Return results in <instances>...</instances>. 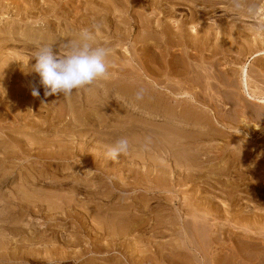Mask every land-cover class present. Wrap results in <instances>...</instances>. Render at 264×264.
<instances>
[{"label": "rangeland", "instance_id": "rangeland-1", "mask_svg": "<svg viewBox=\"0 0 264 264\" xmlns=\"http://www.w3.org/2000/svg\"><path fill=\"white\" fill-rule=\"evenodd\" d=\"M94 1L95 3L98 2L97 5L94 4ZM102 1L0 0V9L2 10H0V27L2 26L0 28V34L5 35L6 33L7 35H10V38H13L14 36L12 40H15L11 42L13 45L9 42L0 45V50L2 49V52L4 53V57L0 58V65L4 62L2 59L6 60L9 55L12 56L14 54L13 56L18 57L22 62L20 64L21 66L30 68V72L21 75L20 79L15 84L9 86V90L11 91V88L14 89V87L18 88L24 82L36 80L35 88L39 91V96H21L19 98L13 96L14 93L12 92L14 91H11L10 93L0 92V134L4 137L8 136L7 138L11 137V144H0V264H124L122 263L123 259L125 260L126 257L130 255L131 250H133L130 248V244L136 241L138 243L137 246L139 247V244L141 245V241L138 240L140 237L146 242H143L146 244L144 245L145 247H148L147 245H149V247L153 245V247H151L152 250L157 247V249H162L160 251H163V253L166 254L162 256V259L161 257H158L159 259H153L156 264H249L250 262L248 260L251 262L254 261L253 263L255 264H264V225L261 227V224L253 222L255 215L256 217L258 216L257 214H259V216L264 215V197H262L264 196V104L261 105V103L250 99L246 95L243 90L242 77L240 75L241 68L247 66L251 72L250 91L256 94L258 93L257 95L260 97H264V55H261V57L252 56L254 52L261 50V48L264 49L263 37L260 36L256 38V36H254L259 33L258 29H260V27L258 26H260L262 22L264 23V9H261L260 7V5L264 3V0H230L229 3H227V0L225 4L226 7L217 6L214 11L216 12V14L214 13L215 15L207 16L203 21H194V23L191 24L194 28L189 25L188 30L191 29L190 31L196 32L198 29L199 34H197V37L204 39L206 36H204V34L208 30V27L211 26L213 28L214 26H217V29L220 24H223L222 21L231 20L233 17H237L236 19L239 20L238 22H241L244 26H251L254 29L257 27L256 32L258 33H254L252 36L253 38H250V42L241 55H239L240 53L235 48L231 47H227L226 49L221 48L216 51L214 49V44L222 42V36H220L219 33L216 36L214 31L212 41L215 43H209L208 46L204 47V50L195 45H179L180 47L177 45L172 46V49L170 48V50L175 52L174 58L172 59H177L176 61H178L176 62L174 60L173 64L176 62L175 64L178 66H175L174 64L173 73L170 75L168 74L171 78L169 80L166 77H163L164 71L161 73L156 69V65L159 64V59L161 61L163 58V51L161 50H164L163 47L165 45L159 41V46H153L152 43L141 40L139 38V32L143 34L144 32L136 27L139 22L134 23V21H132V23H134L133 27H129L128 24H126L127 26L120 25L124 27L121 30L122 32H118V30L114 28V24L116 25L117 21H120L122 18L124 19V16L128 19V17H131L129 14H132V16L133 13L135 14V9L133 10L134 12L131 10L133 9L132 4H134L133 2H135V0H127L128 3L123 0L126 3L124 6L127 8L117 7L118 11H116L117 9L114 10L116 13L113 14V11L109 15L110 18L108 20L105 18L109 16L103 17V15L95 13V10L92 11L91 5H93V9L95 7L97 8ZM144 1L147 8L149 4L148 1L151 2L152 0ZM254 2L259 3L257 9L259 11L247 14L248 16L244 14L245 12H238V7L243 8L246 3L253 4ZM25 4L27 5L26 7ZM48 4L50 6L53 4L51 13L44 15L42 14V10H45V7L49 6ZM73 5H78L77 10H81V13L74 16L76 10L69 14L70 16H67L66 14L64 15L63 12L70 11V8L74 7ZM27 7H30L28 8L30 11ZM53 8L56 9L53 10ZM67 8L69 9L67 10ZM148 8L149 9L145 10H149L148 15L149 12L151 15V11H153L151 9L152 7ZM144 11H142L141 18L145 15L147 16V12ZM190 11V5H184L176 11L177 16H169L166 21L171 23L172 21L176 22L179 19H184L182 17L189 18L191 15ZM56 12L57 14H55ZM143 13L145 14L144 16ZM60 16H63L62 18L65 23ZM101 16L102 19H97L101 18ZM160 16L161 15L159 14L158 18ZM74 20L75 23L69 26L68 24ZM83 20H89L86 21L87 25L90 26H88L89 28L87 25H85L86 27L84 26V23L86 22ZM102 20L107 21V28L102 24ZM22 21L24 22L22 23ZM43 21L46 23L53 22V25L56 26L54 34H59L62 38L61 43H59L62 49L58 44V46L56 45L52 47L56 54H63V52L66 51L64 49V44L68 42V39H64L65 37L76 36L77 34V36H79V33L83 29H88L92 33L94 32L93 35H96H94V37H97V39L99 38L102 41L104 40L105 43L103 42L101 45L111 50L107 57V60L109 61L108 65H110L109 67H112L108 69V76L102 80L94 82L90 86L74 90L69 96H64L61 93L57 94V96L53 94V97L52 95L45 96V88L40 83L41 78L39 74L34 71V66L37 62L35 56L36 51L41 46L46 45H40L33 41L30 42L25 36H28L31 33H36L37 35L42 34V36H51L53 33L46 32L47 30L45 27L42 29H35L33 27L38 24L40 25V22ZM207 22L209 24H207ZM205 26L208 27L206 28ZM15 27L16 31L18 30V32H16L17 34L12 33V30ZM126 28H129L130 33H127L128 30ZM114 29L117 32L116 35ZM122 33L125 35L123 36ZM119 34L122 35V37L119 36ZM126 34H128V36H126ZM158 36L160 37L161 35L158 34ZM15 38H17V40ZM255 39L256 42H254ZM1 40L2 39H0V41ZM73 41H76V39ZM106 44L109 45L107 46ZM201 45H203V42ZM57 47L60 48L58 49ZM134 51L138 52L135 53ZM159 52L160 55H158ZM186 53H188V56ZM222 57L224 58L222 59ZM111 58H116L117 63H111ZM186 58L189 62L186 61ZM181 63L185 64L184 67ZM20 65L18 64V66ZM150 68L151 70H149ZM184 68H188L187 71L190 70L188 76L189 74L190 76L192 75L190 78L195 82L197 81L196 84H194L195 86L191 87V90H188V95L184 92L190 87L186 85L181 87L178 83V80L181 81L185 78L182 76L183 72L180 73V70ZM145 69H147V71H145ZM210 70H212L213 73L211 72V75L214 77L220 75L219 77L217 76L218 80L210 78ZM215 72L217 75L214 74ZM200 73L203 76L200 75ZM160 74L162 79L166 78V82L165 80L160 79ZM256 74L258 75L256 76ZM235 75L236 77H234ZM206 78L209 82L213 81V83L214 81H219V79L221 81H219V83L215 82L220 85L218 88H220L221 91H219L220 89L218 90L219 95H215L216 99H214V101H216V104L219 103L217 106L221 110H218L220 114L218 113L216 115L217 118L216 116L214 117L217 126L214 130H211L210 124H207L205 120L203 122L201 117L204 116L206 112L207 114L211 112L213 113L214 107L209 105L211 101L209 102L207 96L203 97L201 95H198L199 98L198 96L196 97L198 99H192L193 88L197 92H202L205 88V82L207 81ZM158 79L161 80L160 85L159 83L157 84L159 81ZM175 81L177 83H175ZM225 82L226 84L232 83V86L230 87L227 84V87L226 84H224ZM165 83H168L169 87L164 88L163 86ZM137 86V92L140 89L144 90L142 100L134 98L136 97V94L133 96L127 94L132 87L134 89ZM121 89L123 92H126H124L126 95L119 93L122 92ZM241 95H244V97ZM194 96L196 95L194 94ZM161 99H163V101H161ZM160 101L162 103L161 107H159L158 104ZM166 105L169 106L166 107ZM157 107L161 109L159 110ZM165 107L168 108L169 112L167 109L164 111ZM208 108H211L212 111L208 112ZM22 109H25V113L21 116ZM221 111H223V113ZM13 113L20 114V117L17 119L14 118L12 123L9 118L10 114L12 116ZM199 116L200 119L197 118ZM53 117H55V120ZM53 120L57 121V123ZM229 122L234 123L230 124L232 126L226 127L225 123ZM252 124L258 125V128L254 129ZM21 136H24L23 142H27L28 140L33 141L35 138L36 144L28 141L29 143L31 142V145L27 146L29 144L27 142L28 144L24 145L25 147L23 146V148L16 143L13 145L14 139ZM39 138H42V140ZM121 138H127L129 140L128 153L126 155H119L120 157L118 156L116 160L107 158L105 155L106 148L113 145ZM67 139H71V142H73L71 143L70 140L66 141ZM11 140L13 141L11 142ZM63 143L65 146L69 143H74V148L76 146V150L70 149V151H72L70 152L72 158H46L45 155L49 150H55L56 147L60 149L62 148L61 145H64ZM40 144L44 147L41 148ZM37 146L43 150L42 154H45V158H43V156L41 157V155H34L35 152L38 154L39 151H41ZM188 156L190 160H186ZM181 160L185 161L183 162ZM200 160L203 163L200 162ZM185 162L190 163L191 167H189L188 163H186L188 166H184ZM194 162L197 164H194ZM178 164L179 166L183 164V167H179ZM164 167H167L166 169L168 170L166 175L165 173L163 174L162 169H165ZM177 172H179L180 176ZM184 172L191 173L194 176L185 180L183 178ZM157 176L159 178H157ZM180 180L182 181V184ZM90 183L93 185H90ZM58 188H61V190ZM61 193H64L65 196L61 195ZM24 195L28 196L26 197ZM19 196H23L25 199ZM85 196L86 199H84ZM27 199L28 201H25ZM81 200L84 201L82 202ZM190 207L193 208L191 209ZM211 207L218 208V212L221 214L218 212V214L216 213L218 215L217 219L214 217L209 221L202 219V213H205L204 211L206 209H211ZM84 208L85 212L83 211ZM107 208H109L108 212ZM227 208L228 210H226ZM197 209H199V211ZM101 210L102 212L105 211L107 214L109 213L112 217L115 216V213L133 216L136 211V213H138L137 215L143 220L140 224L141 228L137 227L133 234L124 235L123 237L114 233L112 234L109 231L107 233L101 232V226H97L99 224L97 223L98 221L96 222L95 218L88 215L89 211L90 213H93L100 212ZM196 219L200 221L198 222ZM239 219L242 221L241 223H239ZM157 220L158 222L155 223ZM194 221L195 223H193ZM201 223H204V225H201ZM208 224L210 225L208 226ZM138 228H140V231H138ZM195 229L196 231H194ZM205 230L207 231L205 232ZM214 230L218 233L216 234ZM193 235L196 237L193 238ZM209 235H212V239ZM112 237L121 240L118 241V245H114ZM237 241L238 243L236 244ZM158 242L164 247L158 246ZM120 244H123L124 246H120ZM181 244H184V250L182 249ZM154 245L156 247H154ZM185 245L187 246L185 247ZM166 246L168 249H165ZM119 248L120 250L124 249V251H120ZM186 248L189 251H187ZM125 252L127 254H124ZM182 252L185 254L189 253V255H185L187 256L185 257ZM234 252L236 254H234ZM237 252L239 254H237ZM160 254L161 253H159V255ZM182 258H184L185 262ZM153 260H151L149 264H155ZM127 264L132 263H129L128 261Z\"/></svg>", "mask_w": 264, "mask_h": 264}, {"label": "bare ground", "instance_id": "bare-ground-1", "mask_svg": "<svg viewBox=\"0 0 264 264\" xmlns=\"http://www.w3.org/2000/svg\"><path fill=\"white\" fill-rule=\"evenodd\" d=\"M27 1V0H26ZM33 1V0H32ZM35 1V0H34ZM58 1V0H57ZM71 1H73V0H71ZM77 2H79V0H76ZM83 1V0H82ZM88 2H89V0H87ZM102 1V0H101ZM126 2H127V0H125ZM131 1V0H130ZM229 1L230 0H228V2H227V0H152L151 2H149L148 1V7H152L151 9L153 10V11H151L152 13H151V15H150V12H149V15H148V11L147 10H145V9H149L148 7L146 8V6H145V1L144 0H135V2H133L134 4H132V7H133V9H131L132 11L134 10L135 11V14L133 13V16H132V14H129L131 17L129 18L128 17V19H126L125 18V16H124V19L122 18V19H120V21H117V24L115 25L114 24V28H116L117 30H118V32L120 31V32H122L121 30H122V28H124V27H122V26H120V25H126V24H128L129 25V27H133V25H134V23H136V22H139L137 25H136V27L138 28V29H141L140 31H142V32H144V34L143 33H141V32H139L140 33V36H139V38L141 39V40H145V41H147V42H149V43H152L153 44V46L154 45H158V42L160 41L163 45H165L164 47H163V49L164 50H161V51H163V58H162V60L160 61V59H159V64H158V62H157V64L158 65H156V69L159 71V72H161L162 73V71H164V76L163 77H166L168 80L169 79H171L170 77H169V75L171 74V73H173V66H174V64L176 63V62H178V61H176L175 59V63L173 64V59L172 58H174V54H175V52H172L171 50H170V48L172 47V46H174V45H177V46H181V45H195V46H197V47H201V49L202 50H204V47L205 46H208V44L209 43H212L213 41H212V36H213V31L215 32V34H216V36H217V34L219 33V35L220 36H222V42H218V43H215V42H213V43H215L214 45H215V50L217 51V50H220L221 48H224V49H226L227 47H231V48H235L240 54L239 55H241L242 53H243V50L246 48V46L248 45V43L250 42V38L254 35V33H258V32H256L257 31V27H256V29H254V28H252L251 26H244V24H242L241 22L239 23L238 21L239 20H237L235 17H233V19H231V20H224V21H222L223 22V24L221 25V27H220V25H219V27L216 29V27H215V29L213 30V28L211 27H206L208 30L205 32V34H204V32H203V34H204V39H201V38H198L197 37V34H199L198 33V29H197V31H196V28H195V31L196 32H192V31H190L191 29H190V27H189V29L190 30H188V26L189 25H191L192 23H194V21H203V19L204 18H206L207 16L209 17V16H212L214 13L216 14V12H214L215 11V9L217 8V6L218 7H226V2L227 3H229ZM256 1V0H255ZM23 2V1H22ZM25 2V1H24ZM92 2V1H91ZM3 3V2H2ZM32 3V2H31ZM30 3V4H31ZM97 3L98 2H96L95 3V1H94V4H96L97 5ZM128 3V2H127ZM147 3V2H146ZM221 3H224V4H221ZM263 3V2H262ZM1 4V3H0ZM17 4V3H16ZM34 4H35V2H34ZM66 4V3H65ZM69 4V3H68ZM72 4H73V2H72ZM75 4H76V2H75ZM124 4H126L123 0H103L102 2H100L99 3V5L97 6V8L95 7L94 9H93V5H91L92 6V11L93 10H95V13H98V14H101V15H103V17H106V16H109L114 10H116L117 9V7L119 8V7H125V8H127L126 6H124ZM234 4H235V2H234ZM49 5V4H48ZM53 5V4H52ZM52 5L49 7H45V10H42V14H44V15H47V13L48 14H50L51 13V10H52ZM67 5V4H66ZM65 5V6H66ZM147 5V4H146ZM184 5H190V7H191V15H190V17L189 18H185V17H182V18H184V19H179V20H177L176 22H167L166 21V19L169 17V16H174V15H176L177 13H176V11L178 10V9H180V8H182V6H184ZM247 7H246V6ZM244 5V7L243 8H241V7H238V12L240 13V12H242V13H244V14H250V13H253L254 11H259V10H257L258 9V5H259V3L258 2H254L253 4H245ZM2 6V5H1ZM27 5L25 4V7H26ZM41 6V5H40ZM63 6V5H62ZM71 6V5H70ZM69 6V7H70ZM74 6V5H73ZM85 6V5H84ZM128 6V5H127ZM228 6V5H227ZM231 6V5H230ZM237 6V5H236ZM25 7H24V9H25ZM31 7V6H30ZM30 7H27V9L28 8H30ZM54 7V6H53ZM77 7H78V5H76V6H74V7H71L70 9V11H67V12H63V14L65 15H69V14H71L72 12H74V11H76L77 10ZM81 7V6H80ZM136 7V8H135ZM260 7H261V9L263 8L264 9V3L262 4V5H260ZM4 8V7H3ZM16 8V7H15ZM19 8V7H18ZM124 8V9H125ZM232 8V7H231ZM35 9V8H34ZM43 9V8H42ZM56 9V8H55ZM54 8H53V10H55ZM59 9V8H58ZM66 9V8H65ZM69 8H67V10H68ZM82 9H84V8H82ZM121 9V8H120ZM260 9V8H259ZM1 10V9H0ZM9 10V9H8ZM29 10V9H28ZM63 10V9H62ZM146 11L147 12V16L143 13V18H141V16H142V11ZM234 10V9H233ZM236 10V11H237ZM2 11V10H1ZM5 11H6V9H5ZM12 11H13V9H12ZM30 11V10H29ZM88 11V10H87ZM116 11H118V9L116 10ZM123 11V10H122ZM133 11V12H134ZM144 11V12H145ZM20 12V11H19ZM24 12H26V11H24ZM53 12V11H52ZM58 12V11H57ZM57 12L55 13V14H57ZM264 12V11H263ZM12 13V12H11ZM14 13V12H13ZM30 13V12H29ZM29 13H28V15H29ZM59 13V12H58ZM78 13H81V10H77L76 12H75V14H74V16L75 15H77ZM114 13H116L115 11L113 12V14ZM126 13V12H125ZM218 13V12H217ZM258 13H260V12H258ZM16 14V13H15ZM62 14V13H61ZM155 14H157V15H155ZM161 15L159 18H158V15ZM214 14V15H215ZM232 14V13H231ZM8 15V14H7ZM18 15H20V14H18ZM27 15V14H26ZM123 15V14H122ZM155 15V16H154ZM236 15V14H235ZM17 16V15H16ZM34 16V15H33ZM66 16V17H67ZM70 16V15H69ZM100 16V15H99ZM117 16V15H116ZM177 16V15H176ZM238 16V15H237ZM242 16V15H241ZM245 16V15H244ZM248 16V15H247ZM249 16H251V15H249ZM4 17V16H3ZM25 17V16H24ZM61 17V16H60ZM63 17V16H62ZM61 17V18H62ZM96 17H98V16H96ZM95 17V18H96ZM122 17V16H121ZM120 17V18H121ZM227 17H229V16H227ZM8 18V17H7ZM18 18H19V16H18ZM26 18V17H25ZM77 18V17H76ZM75 18V19H76ZM82 18V17H81ZM85 18H87V17H85ZM84 18V19H85ZM110 18V16L109 17H107V18H105L106 20H108ZM158 18V19H157ZM42 19V18H41ZM54 19V18H53ZM68 19V18H67ZM74 19V18H73ZM97 19H102V16H101V18H97ZM170 19V18H169ZM213 19V18H212ZM211 19V20H212ZM262 19V18H261ZM1 20V19H0ZM8 20V19H7ZM64 19L62 18V21H63ZM81 20V19H80ZM90 20V19H89ZM89 20H86V21H89ZM91 20H92V18H91ZM94 20V19H93ZM106 20H102L101 22H102V24L107 28V26H108V23H107V21ZM25 21V20H24ZM24 21H22V23L24 22ZM27 21V20H26ZM50 21H52V20H50ZM83 21H85V20H83ZM85 21V22H86ZM96 21V20H95ZM132 21H134V23H132ZM214 21V20H213ZM29 22V21H28ZM27 22V23H28ZM30 22H31V20H30ZM34 22V21H33ZM32 22V23H33ZM64 22V21H63ZM96 22H98V21H96ZM114 22H116V21H114ZM62 23V22H61ZM65 23V22H64ZM63 23V24H64ZM75 23V20L74 21H71L69 24H68V22H67V24L69 25V26H71V25H73ZM79 23V22H78ZM123 23V24H122ZM206 23V22H205ZM244 23H245V21H244ZM19 24V23H18ZM54 23L52 22V23H46V22H40V25L38 26V25H35V26H33L35 29H42L43 27H45L46 28V32H48V33H50V32H52L53 34H54V32H55V27L56 26H54L53 25ZM89 24V23H88ZM97 24V23H96ZM202 24H204V23H202ZM207 24H209L208 22H207ZM85 25H87V22L86 23H84V26ZM198 25V24H197ZM204 25H206V24H204ZM203 25V26H204ZM215 25V24H214ZM89 25H87V27H88ZM110 26V25H109ZM127 26V25H126ZM213 26V25H212ZM2 27V26H1ZM0 27V28H1ZM64 27V26H63ZM83 27V26H82ZM86 27V26H85ZM90 27V26H89ZM88 27V28H89ZM191 27H193L194 28V26H192L191 25ZM205 27H204V29H205ZM258 27H260V29H258V31H259V33H258V35H254V36H256V38H258V37H263V39L262 40H264V23L262 22L261 23V25L260 26H258ZM71 28V27H70ZM102 28V27H101ZM192 28V29H193ZM201 28V27H200ZM203 28V27H202ZM18 29V28H17ZM67 29V28H66ZM76 29H77V27H76ZM92 29V28H91ZM94 29H96V28H94ZM127 29V28H126ZM204 29H202V30H204ZM5 30V29H4ZM69 30V29H68ZM104 30V29H103ZM128 31H127V33H130L129 31V28L127 29ZM206 30V29H205ZM98 31V30H97ZM194 31V30H193ZM218 31H220V32H218ZM16 32H18V30L16 31V27L12 30V33L13 34H15ZM73 32H75V31H73ZM217 32V33H216ZM94 33V32H93ZM99 33V32H98ZM114 33H115V35H116V31H115V29H114ZM124 33V32H123ZM123 33H122V35H123ZM17 34V33H16ZM25 34V33H24ZM26 34H27V32H26ZM51 35V36H42V34L41 35H37L36 33H31V34H29L28 36L27 35H25L26 36V38L31 42V41H33V42H36L37 44H40V45H46V46H52V47H54V46H56L57 44L58 45H60L59 43H61V41H62V38L60 37V35L59 34H54V35ZM63 34V33H62ZM74 34V33H73ZM104 34V33H103ZM158 34H160L161 36L159 37L158 36ZM1 35V34H0ZM50 35V34H49ZM78 35V34H77ZM76 35V36H77ZM95 35V34H94ZM114 35V36H115ZM118 35V34H117ZM122 35H120L119 34V36H121L122 37ZM125 35V34H124ZM123 35V36H124ZM66 36H67V34H66ZM76 36H67V37H65L64 39H68V41H73L74 39H78V36L76 37ZM96 36V35H95ZM106 36V35H105ZM104 36V37H105ZM119 36H117V37H119ZM126 36H128V34H126ZM202 37V36H201ZM5 38V39H4ZM13 38H14V36H13ZM13 38H10V35H7L6 33H5V35H1V38L0 39H2L1 41H0V45H3L4 43H7V42H9V43H11L12 41H15V40H12ZM25 38V39H26ZM127 38V37H126ZM218 38V37H217ZM253 38V37H252ZM16 40H17V38H15ZM103 39V38H102ZM120 39H122V38H120ZM123 40V39H122ZM216 40V39H215ZM261 40V41H262ZM118 41V40H117ZM32 42V43H33ZM67 42V41H66ZM99 42V43H98ZM104 42V40L102 41V40H100L99 38L97 39V37H94V39H93V44L94 45H101L102 43ZM135 42V41H134ZM160 42H159V44H160ZM203 42V45H201V43ZM247 42V43H246ZM254 42H256V39L254 40ZM263 42V41H262ZM105 43V42H104ZM114 43V42H113ZM144 43V42H143ZM12 44V43H11ZM35 44V43H34ZM36 44V45H37ZM258 44V43H257ZM263 44H264V42H263ZM263 44H262V46H263ZM10 45V44H9ZM13 45V44H12ZM11 45V46H12ZM57 45V46H58ZM63 45V44H62ZM107 46L109 45V44H106ZM103 46V45H102ZM159 46V45H158ZM179 46V47H180ZM182 46V47H183ZM212 46V45H211ZM259 46V45H258ZM27 47V46H26ZM60 47H61V45H60ZM59 47V48H60ZM142 47V46H141ZM34 48V47H33ZM58 48V47H57ZM58 48V49H59ZM149 48V47H148ZM156 48V47H155ZM208 48V47H207ZM28 49H30V48H28ZM56 49V48H55ZM61 49H62V47H61ZM144 49V48H143ZM172 49V48H171ZM184 49H186V48H184ZM211 49V48H210ZM263 48H261V50H259V51H257V52H254L253 54H252V56L253 57H261V55H264V49L262 50ZM223 50V49H222ZM65 51V50H64ZM111 51V50H110ZM150 51V50H149ZM184 51H186V50H184ZM213 51V50H212ZM227 51V50H226ZM246 51V50H245ZM249 51V50H248ZM116 52V51H115ZM135 52V51H134ZM138 51H136L135 53H137ZM141 52V51H140ZM146 52V51H145ZM64 53V52H63ZM147 53H149V52H147ZM185 53V52H184ZM219 53H221V52H219ZM234 53V52H233ZM251 53V52H250ZM249 53V54H250ZM181 54V53H180ZM188 53H186V55H187ZM14 55V54H13ZM11 56V55H9L8 56V58L6 59V60H4V59H2L4 62L0 65V92L2 93V92H7V93H10L11 91H14V92H12V93H14L13 94V96H15V97H17V98H19V97H23V96H33L32 95V89L33 88H35V81L33 80H30V81H27V82H24V83H22L18 88L17 87H14V89L13 88H11V91L9 90L10 89V85H13V84H15L19 79H20V76L21 75H23L24 73H28V72H30V68L29 67H26V66H21L20 64L22 63L20 60H19V58L18 57H15V56ZM136 55V54H135ZM158 55H160V52L158 53ZM222 55V54H221ZM225 55V54H224ZM238 55V56H239ZM123 56V55H122ZM137 56V55H136ZM188 56V55H187ZM237 56V55H236ZM2 57H4V53L2 52V49L0 50V58H2ZM115 57V56H114ZM156 57V56H155ZM181 57H183V56H181ZM225 57V56H224ZM224 57H222V59L224 58ZM245 57V56H244ZM25 58V57H24ZM136 58V57H135ZM202 58V57H201ZM120 59V58H119ZM140 59V58H139ZM189 59H190V55H189ZM244 59V58H243ZM115 60V61H114ZM118 60V59H117ZM156 60V59H155ZM182 60V59H181ZM195 60V59H194ZM239 60V59H238ZM26 61V60H25ZM146 61V60H145ZM152 61V60H151ZM154 61V60H153ZM183 61V60H182ZM186 61H188L187 60V58H186ZM201 61H203V60H201ZM107 62V64L109 63V61L107 60L106 61ZM110 62L112 63H117V61H116V58H111V60H110ZM142 62V61H141ZM144 62V61H143ZM150 62V61H149ZM161 62V63H160ZM189 62V61H188ZM226 62V61H225ZM110 63V64H111ZM140 63V62H139ZM153 63V62H152ZM155 63V62H154ZM185 63V62H184ZM236 63V62H235ZM18 64L20 65V66H18ZM178 64V63H177ZM180 64V63H179ZM181 64H183V63H181ZM190 64H192V63H190ZM228 64V63H227ZM231 64V63H230ZM239 64V63H238ZM32 65V64H31ZM112 65V64H111ZM129 65V64H128ZM146 65V64H145ZM150 65V64H149ZM184 65L185 64H183V67H184ZM186 65H188V64H186ZM110 66V65H109ZM113 66V65H112ZM152 66V65H151ZM175 66H178V65H176L175 64ZM182 66V65H181ZM191 66H193V65H191ZM213 66V65H212ZM31 67V66H30ZM116 67V66H115ZM137 67V66H136ZM143 67V66H142ZM147 67V66H146ZM149 67V66H148ZM188 67V66H187ZM190 67V66H189ZM201 67V66H200ZM252 67V66H251ZM109 68H112V67H109ZM119 68V67H118ZM133 68H135V67H133ZM153 68H155V67H153ZM181 68V67H180ZM212 68V67H211ZM214 68V67H213ZM231 68V67H230ZM32 69V68H31ZM122 69V68H121ZM144 69V68H143ZM186 69V70H185ZM194 69V68H193ZM206 69V68H205ZM242 70H241V77H242V83H243V90L245 91V93H246V95L250 98V99H252V100H254V101H258L259 103H261V105L262 104H264V97H260V96H258L256 93H253L252 91H250V79H251V76H250V71H249V69L247 68V66H243L242 68H241ZM254 69V68H253ZM118 70V69H117ZM140 70V69H139ZM138 70V71H139ZM149 70H151V68L149 69ZM188 70V68H184V69H181L180 70V73L181 72H183L181 75L182 76H184L185 78L184 79H182L181 81L180 80H178V83L181 85V87H183L184 85H186V86H188V87H190V88H188L187 89V91L186 92H184L185 94L187 93V95H188V93H189V89L191 90L192 88L191 87H194L195 85L194 84H196V82L195 81H193V79L192 78H190L191 76H190V74H189V76H188V73H189V71H187ZM215 70V69H214ZM33 71V70H32ZM110 71H112V70H110ZM145 71H147V69H145ZM155 71V70H154ZM174 71H176V70H174ZM199 71V70H198ZM216 71V70H215ZM253 71V70H252ZM34 72V71H33ZM200 72V71H199ZM208 72H209V69H208ZM211 72H212V70H210V75H211ZM226 72V71H225ZM166 73V74H165ZM192 73V72H191ZM213 73V72H212ZM236 73V72H235ZM138 74V73H137ZM151 74V73H150ZM169 74V75H168ZM176 74V73H175ZM199 74V73H198ZM206 74V73H205ZM215 75H217L216 74V72L214 73ZM229 74V73H228ZM237 74V73H236ZM38 75V74H37ZM116 75V74H115ZM125 75H126V73H125ZM136 75V74H135ZM154 75V74H153ZM200 75H202L201 73H200ZM199 75V76H200ZM210 75H209V77H210ZM258 74H256V76H257ZM114 76V75H113ZM150 76V75H149ZM203 76V75H202ZM201 76V77H202ZM218 76V75H217ZM217 76L216 77H214L213 75H211V79H216V80H218L217 79ZM220 76V75H219ZM218 76V77H219ZM36 77V76H35ZM154 77V76H153ZM160 79L161 80H165V82H166V78H164V79H162V77H161V74H160ZM173 77V76H172ZM206 77H208V76H206ZM208 77V78H209ZM234 77H236V75L234 76ZM240 77V78H241ZM254 77V76H253ZM176 78V77H175ZM182 78V77H181ZM200 78V77H199ZM199 78H198V80H199ZM209 78V79H210ZM173 79V78H172ZM226 79V78H225ZM115 80V79H114ZM126 80V79H125ZM129 80V79H128ZM159 80V79H158ZM157 80V81H158ZM161 80H159L158 82H157V84L159 83V85H160V83H161ZM175 80V79H174ZM177 80V79H176ZM194 80H196V79H194ZM203 80V79H202ZM206 80H207V78H206ZM223 80V79H222ZM260 80V79H259ZM127 81V80H126ZM171 81V80H170ZM219 81H220V79H219ZM219 81H214V83H213V81L212 82H209L208 80L205 82V88L202 90L201 88H199V89H201L202 90V92H197L196 90H194V88H193V93L196 95V96H194V94L192 93V99H198L199 98V96L198 95H201V96H207V98L209 99V102L211 101V103H209V105H211L212 107H214L213 108V113L211 112V113H208L207 114V112H206V114L204 115V116H201L202 117V119H203V122H204V120L207 122V124H210V127H211V130L213 129H216L217 128V126H216V123H215V121H214V117L219 113V111L221 110L218 106H217V104L219 105V103H217L216 104V101H214V99H216V94L217 95H219L218 93H219V91H221V89L220 88H218L220 85H218V83H219ZM109 82V81H108ZM129 82H130V80H129ZM164 82V81H163ZM168 82V81H167ZM195 82V83H194ZM199 82V81H198ZM215 82H218V83H215ZM221 82V81H220ZM224 82V81H223ZM227 82V81H226ZM226 82L224 83V84H226ZM228 82H230V81H228ZM175 83H177L176 81H175ZM203 83V82H202ZM113 84V83H112ZM134 84V83H133ZM147 84V83H146ZM198 84V83H197ZM201 84V83H200ZM222 84V83H221ZM228 84V83H227ZM227 84H226V86H227ZM232 84V83H231ZM231 84H228V86H232ZM236 84V83H235ZM106 85V84H105ZM173 85V84H172ZM179 85V86H180ZM110 86V85H109ZM125 86V85H124ZM127 86V85H126ZM147 86V85H146ZM145 86V87H146ZM174 86V85H173ZM185 86V87H186ZM227 86V87H228ZM131 87V86H130ZM164 88H166V87H169V84L168 83H165V85L163 86ZM180 87V88H181ZM223 87H224V85H223ZM239 87V86H238ZM109 88V87H108ZM138 88V86L136 87V88H134L133 89V87H132V89L130 90V92L128 91V93L127 94H129V96H133V95H135L136 93H137V89ZM140 88V87H139ZM222 88V87H221ZM237 88V87H236ZM13 89V90H12ZM124 89V88H123ZM135 89H136V91H135ZM169 89V88H168ZM185 89V88H184ZM220 89V90H219ZM224 89V88H223ZM227 89V88H226ZM125 90V89H124ZM219 90V91H218ZM121 91H122V89H121ZM126 91V90H125ZM124 91V92H125ZM194 91H196V92H194ZM123 91L122 92H119L120 94H124V95H126L125 93L127 92H125L124 93ZM242 92V91H241ZM191 93V92H190ZM261 93V92H260ZM57 94H59V93H57ZM57 94H55V96H57ZM62 94V93H61ZM169 94H170V92H169ZM184 94V95H185ZM11 95V94H10ZM51 96V95H50ZM54 95H52V97H53ZM168 96V95H167ZM198 96V98H196ZM242 96V95H241ZM10 97V96H9ZM34 97V96H33ZM170 97V96H169ZM172 97V96H171ZM218 97V96H217ZM242 97H244V95L242 96ZM75 98V97H74ZM76 98H78V97H76ZM85 98H87V97H85ZM135 98V97H134ZM182 98V97H181ZM13 99V98H12ZM15 99V98H14ZM39 99V98H38ZM23 100H24V98H23ZM62 100V99H61ZM203 100V99H202ZM218 100V99H217ZM224 100V99H223ZM227 100V99H226ZM66 101H67V99H66ZM76 101V100H75ZM86 101V100H85ZM161 101H163V99H161ZM161 101L160 102H158V104H159V107H161ZM204 101H206V100H204ZM203 101V102H204ZM208 101V100H207ZM237 101V100H236ZM245 101V100H244ZM61 102H63V101H61ZM220 102V101H219ZM58 103V102H57ZM60 103V102H59ZM69 103V102H68ZM72 103V102H71ZM70 103V104H71ZM228 103V102H227ZM231 103V102H230ZM245 103H246V101H245ZM244 103V104H245ZM197 104V103H196ZM27 105V104H26ZM59 105V104H58ZM64 105V104H63ZM82 105V104H81ZM94 105V104H93ZM165 105V104H164ZM258 105V104H257ZM8 106V105H7ZM57 106V105H56ZM143 106V105H142ZM169 106V105H168ZM167 105H166V107H168ZM243 106V105H242ZM10 107V106H9ZM159 107H157V109H161V108H159ZM165 107V110L164 111H166V109H167V111L169 112V110H168V108H166ZM202 107V106H201ZM209 107V106H208ZM230 107V106H229ZM261 107V106H260ZM17 108V107H16ZM24 108V107H23ZM66 108V107H65ZM219 108V109H218ZM10 109V108H9ZM26 109V108H25ZM25 109H22V113H21V116L25 113ZM28 109V108H27ZM76 109V108H75ZM103 109V108H102ZM209 110H208V112L209 111H212V109L211 108H208ZM233 109H234V107H233ZM14 110V109H13ZM158 110V111H159ZM219 110V111H218ZM17 111V110H16ZM61 111V110H60ZM205 111V110H204ZM227 111V110H226ZM239 111V110H238ZM249 111V110H248ZM11 112V111H10ZM19 112V111H18ZM76 112V111H75ZM160 112V111H159ZM222 113H223V111H221ZM225 112V111H224ZM246 112V111H245ZM249 112H251V111H249ZM248 112V113H249ZM7 113V112H6ZM38 113H40V112H38ZM38 113H36V114H38ZM61 113H62V111H61ZM91 113V112H90ZM261 113V112H260ZM210 114V115H209ZM220 114V113H219ZM237 114V113H236ZM238 114H239V112H238ZM3 115H4V113H3ZM68 115V114H67ZM92 115V114H91ZM259 115V114H258ZM257 115V116H258ZM263 115V114H262ZM8 116V115H7ZM36 116V115H35ZM55 116V115H54ZM78 116V115H77ZM200 116L199 117H197V118H199L200 119ZM256 116V115H255ZM261 116V115H260ZM264 116V115H263ZM5 117V116H4ZM3 117V118H4ZM9 117V116H8ZM18 117H20V114L18 115V113H13L12 114V116H11V114H10V118H9V120H10V122H12L13 123V120H14V118H18ZM226 117V116H225ZM229 117V116H228ZM230 117H231V115H230ZM7 118V117H6ZM5 118V119H6ZM54 118V120H55V117H53ZM59 118V117H58ZM191 118V117H190ZM216 118H217V116H216ZM60 119H61V117H60ZM194 119V118H193ZM4 120V119H3ZM20 120V119H19ZM26 120V119H25ZM52 120V119H51ZM53 120V121H54ZM57 120H59V119H57ZM64 120V119H63ZM132 121V120H131ZM189 121V120H188ZM197 121V120H196ZM199 121V120H198ZM218 122H220L219 120H217ZM54 122H56L57 123V121H54ZM70 122V121H69ZM49 123V122H48ZM53 123V122H52ZM51 123V124H52ZM126 123V122H125ZM231 123H234V122H229V123H225V126L226 127H229V126H232V125H230ZM26 124V123H25ZM50 124V125H51ZM224 124V123H223ZM10 125V124H9ZM253 125V124H252ZM251 125V126H252ZM1 127V126H0ZM253 127H254V129H256V128H258V125H253ZM6 128V127H5ZM46 128V127H45ZM48 128V127H47ZM134 128V127H133ZM119 129H121V128H119ZM41 130V129H40ZM261 130V129H260ZM43 131V130H42ZM64 131V130H63ZM2 132V131H1ZM69 132H70V130H69ZM3 133V132H2ZM47 133V132H46ZM107 133V132H106ZM71 134V133H70ZM75 134H76V132H75ZM108 134V133H107ZM6 135V134H5ZM15 135V134H14ZM20 135H22V134H20ZM19 135V136H20ZM26 135V134H25ZM69 135V134H68ZM121 135V134H120ZM18 136V135H17ZM178 136V135H177ZM205 136V135H204ZM6 137V138H5ZM3 136L2 134H0V144H6V143H10V139H11V137H9V138H7L8 136ZM83 137H85V136H83ZM120 137V136H119ZM65 138V137H64ZM168 138H169V136H168ZM246 138V137H245ZM29 139V138H28ZM38 139V138H37ZM40 140H42V138H39ZM50 139V138H49ZM114 139V138H113ZM181 139V138H180ZM44 140V139H43ZM58 140V139H57ZM61 140V139H60ZM68 140H70V142H71V139H67L66 141H68ZM115 140V139H114ZM13 140H11V142H12ZM24 141V136H21V137H19V138H16V139H14V142H13V145H14V143H16L18 146H21L22 148H23V146L24 145H27L29 142L28 141H31V140H28L27 142L25 141V142H23ZM55 141V140H54ZM74 141H75V139H74ZM77 141V140H76ZM89 141V140H88ZM184 141V140H183ZM32 143L34 142V144H36L35 143V138H34V140L33 141H31ZM31 142L27 145V146H29V145H31ZM41 142V141H40ZM47 142V141H46ZM46 142H44V143H46ZM63 142V141H62ZM73 142V141H72ZM71 142V143H72ZM134 142V141H133ZM38 143V142H37ZM71 143H69V144H67L66 146H65V144L64 145H61L62 146V148H58V147H56V149L55 150H49L47 153H46V155L45 154H42V152H43V150L41 149L42 147H44V146H41L42 144H40V146H41V148L40 147H38L41 151H39V153L37 154L36 152L34 153V155L36 154V155H38V156H40L41 155V157L43 156V158H45V156H46V158H56V159H58V158H69V157H71V154H70V152H72V151H70V149L71 150H74L75 148H76V146H75V148H74V143L73 144H71ZM11 144V143H10ZM46 144H49V143H46ZM52 144V143H51ZM172 144V143H171ZM79 145H81V144H79ZM174 145V144H173ZM178 145V144H177ZM210 145V144H209ZM33 146V145H32ZM160 146V145H159ZM14 147V146H13ZM25 147V146H24ZM34 147V146H33ZM33 147H31V148H33ZM47 147V146H46ZM48 147H49V145H48ZM199 147V146H198ZM7 148V147H6ZM15 148H17V147H15ZM27 148H29V147H27ZM31 148H30V150H31ZM38 148H37V150H38ZM51 148V147H50ZM77 148H78V146H77ZM136 148V147H135ZM175 148V147H174ZM173 148V149H174ZM189 148V147H188ZM13 149V148H12ZM25 149V148H24ZM95 149V148H94ZM102 149V148H101ZM134 149V148H133ZM157 149V148H156ZM160 149V148H159ZM179 149V148H178ZM26 150V149H25ZM29 150V149H28ZM29 150V151H30ZM35 150V149H34ZM76 150V149H75ZM79 150V149H78ZM77 150V151H78ZM158 150V149H157ZM164 150H166V149H164ZM202 150V149H201ZM13 151V150H12ZM141 151V150H140ZM147 151V150H146ZM19 152V151H18ZM30 152H32V151H30ZM30 152H29V154H30ZM105 152V151H104ZM183 152V151H182ZM186 152V151H185ZM14 153V152H13ZM13 153H12V155H13ZM152 153V152H151ZM178 153V152H177ZM17 154V153H16ZM75 154V153H74ZM78 154H80V153H78ZM45 155V156H44ZM175 155V154H174ZM180 155V154H179ZM187 155V154H186ZM218 155V154H217ZM25 156V155H24ZM185 156V155H184ZM120 157V156H119ZM177 157V156H176ZM197 157V156H196ZM218 157V156H217ZM245 157V156H244ZM4 158H5V156H4ZM10 158V157H9ZM72 158V157H71ZM138 158H139V156H138ZM180 158V157H179ZM185 158V157H184ZM187 158V157H186ZM211 158V157H210ZM192 159V158H191ZM219 159V158H218ZM179 160V159H178ZM186 160H190L189 159V156H188V158L186 159ZM62 161V160H61ZM101 161V160H100ZM181 161H185V160H181ZM209 161V160H208ZM65 162V161H64ZM132 162V161H131ZM177 162V161H176ZM182 162V163H183ZM190 162V161H189ZM200 162H202L201 160H200ZM200 162H198V163H200ZM63 163V162H62ZM163 163V162H162ZM161 163V164H162ZM179 163V162H178ZM181 163V162H180ZM186 163H188V162H185V164H184V166H188V164H189V167H191V162L190 163H188L187 165H186ZM196 162H194V164H195ZM203 163V162H202ZM159 164H160V162H159ZM166 164V163H165ZM197 164V163H196ZM174 165V164H173ZM177 165V164H176ZM178 166H179V164H178ZM177 166V167H178ZM180 166H182L183 167V164L182 165H180ZM179 166V167H180ZM202 166V165H201ZM203 167V166H202ZM165 168V167H164ZM167 168V167H166ZM162 169L163 170V174L165 173V175H166V173H168V170L167 169ZM62 169V168H61ZM110 169V168H109ZM158 169V168H157ZM186 169V168H185ZM155 170V169H154ZM167 170V171H166ZM191 170V169H190ZM113 171V170H112ZM160 171H161V168H160ZM170 171V170H169ZM178 171H181V170H178ZM188 171V170H187ZM195 171V170H194ZM199 171V170H198ZM227 172V171H226ZM155 173V172H154ZM178 173V175H179V172H177ZM181 173V172H180ZM197 173V172H196ZM223 173V172H222ZM92 174V173H91ZM90 174V175H91ZM161 174V173H160ZM159 174V175H160ZM195 174V173H194ZM36 175V174H35ZM44 175V174H43ZM155 175H156V173H155ZM177 175V176H178ZM164 176V175H163ZM180 176V175H179ZM194 175L193 174H191V173H185L184 172V179L185 180H187V179H190L191 177H193ZM226 176V175H225ZM34 177H36V176H34ZM43 177V176H42ZM86 177V176H85ZM264 177V176H263ZM5 178V177H4ZM37 178V177H36ZM142 178V177H141ZM154 178H155V176H154ZM157 178H159L158 176H157ZM167 179V178H166ZM221 179V178H220ZM3 180V179H2ZM1 180V181H2ZM6 180V179H5ZM39 180V179H38ZM157 180H159V179H157ZM161 180V179H160ZM168 180V179H167ZM166 180V181H167ZM107 181V180H106ZM124 181V180H123ZM162 181H163V179H162ZM164 181H165V178H164ZM164 181H163V183H164ZM169 181V180H168ZM172 181V180H171ZM176 181V180H175ZM181 181V180H180ZM145 182V181H144ZM157 182V181H156ZM222 182H224V181H222ZM76 183V182H75ZM169 183V182H168ZM179 183V182H178ZM197 183V182H196ZM219 183V182H218ZM237 183V182H236ZM128 184V183H127ZM157 184V183H156ZM161 184V183H160ZM175 184V183H174ZM180 184V183H179ZM181 184H182V181H181ZM262 184V183H261ZM90 185H93V184H91L90 183ZM221 185H223V184H221ZM64 186V185H63ZM138 186V185H137ZM167 186V185H166ZM199 186V185H198ZM203 186V185H202ZM201 186V187H202ZM262 186V185H261ZM49 187V186H48ZM72 187H74V186H72ZM76 187V186H75ZM115 187H117V186H115ZM156 187V186H155ZM212 187H213V185H212ZM53 188V187H52ZM85 188V187H84ZM90 188V187H89ZM93 188H94V186H93ZM104 188V187H103ZM151 188V187H150ZM161 188V187H160ZM59 189V188H58ZM57 189V190H58ZM80 189V188H79ZM95 189V188H94ZM154 189V188H153ZM184 189V188H183ZM20 190V189H19ZM24 190V189H23ZM28 190V189H27ZM59 190H61V188L59 189ZM86 190V189H85ZM191 190V189H190ZM65 191V190H64ZM63 191V192H64ZM75 191H77V190H75ZM107 191V190H106ZM177 191V190H176ZM201 191V190H200ZM54 192V191H53ZM79 192V191H78ZM97 192V191H96ZM223 192H224V190H223ZM19 193H21V192H19ZM58 193H59V191H58ZM57 193V194H58ZM68 193V192H67ZM73 193V192H72ZM91 193H93V192H91ZM26 194V193H25ZM85 194V193H84ZM23 195V194H22ZM37 195V194H36ZM51 195V194H50ZM61 195H64V193L62 194L61 193ZM72 195V194H71ZM106 195V194H105ZM135 195V194H134ZM233 195V194H232ZM24 196H26V195H24ZM28 196V195H27ZM26 196V197H27ZM33 196V195H32ZM31 196V197H32ZM38 196V195H37ZM60 196V195H59ZM65 196V195H64ZM66 196H68V195H66ZM87 196V195H86ZM86 196H85V198L84 199H86ZM91 196V195H90ZM101 196H103V195H101ZM100 196V197H101ZM110 196V195H109ZM122 196H123V194H122ZM229 196V195H228ZM256 196V195H255ZM19 197H23V196H19ZM31 197H30V199H31ZM39 197V196H38ZM55 197V196H54ZM84 197V196H83ZM104 197H106V196H104ZM103 197V198H104ZM155 197V196H154ZM229 197H231V196H229ZM262 197H264V196H262ZM24 198V197H23ZM29 198V197H28ZM60 198V197H59ZM67 198V197H66ZM75 198V197H74ZM77 198V197H76ZM260 198V197H259ZM25 199V198H24ZM29 199V200H30ZM35 199V198H34ZM54 199V198H53ZM56 199H58V198H56ZM72 199V198H71ZM82 199V198H81ZM91 199V198H90ZM191 199V198H190ZM232 199V198H231ZM261 199V198H260ZM20 200H21V198H20ZM77 200V199H76ZM76 200H74V201H76ZM89 200V199H88ZM92 200V199H91ZM165 200V199H164ZM213 200V199H212ZM25 201H28V199L27 200H25ZM40 201H41V199H40ZM39 201V202H40ZM64 201V200H63ZM70 201V200H69ZM80 201V200H79ZM82 201V200H81ZM84 201V200H83ZM82 201V202H83ZM129 201V200H128ZM150 201V200H149ZM238 201V200H237ZM33 202V201H32ZM37 202V201H36ZM42 202V201H41ZM57 202V201H56ZM56 202H54V203H56ZM67 202V201H66ZM77 202V201H76ZM190 202V201H189ZM212 202V201H211ZM74 203V202H73ZM216 203V202H215ZM22 204V203H21ZM64 204V203H63ZM89 204V203H88ZM122 204V203H121ZM157 204V203H156ZM48 205V204H47ZM50 205V204H49ZM52 205H53V203H52ZM51 205V206H52ZM61 205V204H60ZM59 205V206H60ZM78 205V204H77ZM95 205V204H94ZM131 205V204H130ZM141 205H142V203H141ZM190 205V204H189ZM213 205V204H212ZM58 206V205H57ZM76 206V205H75ZM82 206V205H81ZM84 206V205H83ZM109 206V205H108ZM133 206V205H132ZM217 206V205H216ZM54 207V206H53ZM52 207V208H53ZM61 207V206H60ZM85 207V206H84ZM103 207H104V205H103ZM117 207V206H116ZM150 207V206H149ZM177 207V206H176ZM220 207V206H219ZM235 207V206H234ZM152 208V207H151ZM191 208V207H190ZM193 208V207H192ZM191 208V209H192ZM198 208V207H197ZM216 208V207H215ZM214 207H211V209H206L204 212L205 213H202L203 214V218L202 219H204V220H206V221H209V220H211V218L213 219V217L215 218V219H217V214L219 213L218 212V208H216L215 209ZM47 209V208H46ZM50 209V208H49ZM89 209V208H88ZM97 209V208H96ZM108 209L109 208H107V212H108ZM125 209V208H124ZM23 210V209H22ZM48 210V209H47ZM59 210V209H58ZM92 210V209H91ZM95 210V209H94ZM105 210H106V208H105ZM137 210V209H136ZM190 210V209H189ZM198 211H199V209H197ZM203 210H204V208H203ZM225 210V209H224ZM226 210H228V208L226 209ZM26 211V210H25ZM84 212H85V208H84V210H83ZM88 211V210H87ZM118 211H121V210H118ZM128 211V210H127ZM201 211V210H200ZM212 211H213V213H212ZM62 212V211H61ZM66 212V211H65ZM91 212H93V211H91ZM146 212V211H145ZM147 212H148V210H147ZM188 212V211H187ZM218 212V213H217ZM21 213V212H20ZM70 213V212H69ZM68 213V214H69ZM113 213V212H112ZM191 213V212H190ZM217 213V214H216ZM114 214V213H113ZM117 214V215H116ZM122 214V213H121ZM130 214V213H129ZM138 213H136V211H135V214L133 215V216H130V215H120V214H118V213H115V216L114 217H112L109 213L107 214V213H105V211L104 212H102V210L100 211V212H93V213H90V211H89V214L88 215H90L92 218H95L96 220V222L97 223H99L97 226H101L100 228H101V232H111L112 234L114 233V234H117V235H119L120 237H123L124 235H130V234H133L134 233V231L137 229V227H140L141 228V226H140V224L142 223V221L143 220H141V217L140 216H138L137 215ZM173 214V213H172ZM195 214H196V210H195ZM219 214H221V213H219ZM256 214V213H255ZM70 215V214H69ZM112 217H110V216ZM132 215V214H131ZM143 215V214H142ZM198 215H199V213H198ZM258 216H259V214H257ZM86 216V215H85ZM107 216H109V217H107ZM148 216V215H147ZM195 216H197V215H195ZM194 216V217H195ZM202 216V215H201ZM220 216V215H219ZM254 216V215H253ZM256 217V215H255V217H254V219H253V222H255V223H257V224H261V227H262V225H264V215L262 216V215H260L259 217ZM86 217H88V216H86ZM162 217V216H161ZM228 217V216H227ZM187 218V217H186ZM185 218V219H186ZM219 218V217H218ZM223 218V217H222ZM248 218V217H247ZM251 218V217H250ZM148 219V218H147ZM177 219V218H176ZM192 219V218H191ZM199 219H201V218H199ZM220 219V218H219ZM225 219H228V218H225ZM241 219H243V218H241ZM193 220V219H192ZM197 220V219H196ZM195 220V221H196ZM240 220V219H239ZM94 221V220H93ZM149 221V220H148ZM169 221V220H168ZM184 221V220H183ZM195 221L193 222V223H195ZM198 221V220H197ZM200 221V220H199ZM198 221V222H199ZM248 221V220H247ZM251 221V220H250ZM150 222H152V221H150ZM156 222H158V220L157 221H155V223ZM161 222V221H160ZM191 222V221H190ZM189 222V223H190ZM203 222V221H202ZM222 222V221H221ZM238 222V221H237ZM242 221L240 220V222L239 223H241ZM162 223V222H161ZM168 223V222H167ZM167 223H165V224H167ZM188 223V224H189ZM205 223V222H204ZM204 223L202 224L201 223V225H204ZM214 223V222H213ZM248 223V222H247ZM251 223V222H250ZM146 224V223H145ZM160 224V223H159ZM186 224V223H185ZM218 224V223H217ZM230 224V223H229ZM244 224H246V223H244ZM190 225V224H189ZM192 225H194V224H192ZM206 225V224H205ZM210 224H208V226H209ZM213 225V224H212ZM211 225V226H212ZM219 225V224H218ZM147 226H149V225H147ZM152 226V225H151ZM157 226H158V224H157ZM161 226V225H160ZM195 226V225H194ZM197 226V225H196ZM217 226V225H216ZM256 226V225H255ZM258 226V225H257ZM94 227V226H93ZM145 227V226H144ZM201 227V226H200ZM215 227V226H214ZM225 227V226H224ZM250 227V226H249ZM95 228V227H94ZM140 228H138V231H140L139 229ZM153 228H155V227H153ZM158 228V227H157ZM198 228V227H197ZM202 229V228H201ZM244 229V228H243ZM264 229V228H263ZM95 230V229H94ZM164 230V229H163ZM185 230H187V229H185ZM190 230V229H189ZM148 231V230H147ZM181 231H183V230H181ZM192 231V230H191ZM190 231V232H191ZM194 231H196V229L194 230ZM207 230H205V232H206ZM218 231V230H217ZM98 232H99V230H98ZM154 232V231H153ZM165 232V231H164ZM201 232V231H200ZM214 232H216L215 230H214ZM110 233V234H111ZM139 233V232H138ZM178 233V232H177ZM195 233V232H194ZM193 233V234H194ZM198 233V232H197ZM202 233V232H201ZM207 233H209V232H207ZM213 233V232H212ZM218 232H216V234H217ZM32 234V233H31ZM146 234V233H145ZM165 234V233H164ZM179 234V233H178ZM182 234V233H181ZM189 234V233H188ZM188 234H187V236H188ZM196 234V233H195ZM211 234V233H210ZM239 234V233H238ZM264 234V233H263ZM95 235H96V233H95ZM150 235V234H149ZM153 235V234H152ZM158 235V234H157ZM183 235H184V233H183ZM190 235H192V234H190ZM189 235V236H190ZM219 235V234H218ZM256 235V234H255ZM108 236H109V234H108ZM115 236V235H114ZM118 236V237H119ZM162 236V235H161ZM198 236V235H197ZM210 236V235H209ZM117 237V236H116ZM164 237V236H163ZM180 237H181V235H180ZM185 237V236H184ZM194 237H196V236H194L193 235V238ZM200 237V236H199ZM211 237V239H212V235L210 236ZM238 237V236H237ZM113 238V243H114V245L116 246V244L118 243V241H121V240H118V239H116L115 237H112ZM125 238V237H124ZM138 238V237H137ZM192 238V239H193ZM201 238V237H200ZM135 239V238H134ZM145 239V238H144ZM197 239H198V237H197ZM216 239V238H215ZM138 240H140L141 241V245L139 244V247L137 246V242L135 241V242H132L131 244H130V248H132L133 250H131V253H130V255L129 256H127L126 257V259L124 260L123 259V261H122V263H124V264H127V262L129 261V263H132V264H149L150 262H151V260H155V259H157L158 257L160 258L161 257V259H162V256H164V255H166V254H164L163 253V251L161 252L160 250H162V249H160V248H158L157 249V244H156V246L154 245V247H156V249H154V250H152V248L151 247H153V245L151 246V247H149V245H147L148 247H145L144 245H146V244H144L143 242H145L144 240H143V238L142 237H140V239H138ZM146 240V239H145ZM163 240V239H162ZM185 240V239H184ZM199 240V239H198ZM204 240H205V237H204ZM209 240V239H208ZM74 241V240H73ZM134 241V240H133ZM147 241H148V239H147ZM189 241H190V239H189ZM196 241V240H195ZM212 241V240H211ZM214 241V240H213ZM219 241V240H218ZM63 242V241H62ZM149 242V241H148ZM112 243V242H111ZM110 243V244H111ZM120 243V242H119ZM122 243V242H121ZM140 243V242H139ZM146 243V242H145ZM206 243H207V241H206ZM238 243V241L236 242V244ZM58 244V243H57ZM150 244V243H149ZM153 244V243H152ZM66 245V244H65ZM72 245V244H71ZM113 245V244H112ZM114 245H113V247H114ZM118 245V244H117ZM165 245V244H164ZM184 245V244H183ZM183 245L181 244V246H182V249H183ZM198 245V244H197ZM239 245V244H238ZM241 245V244H240ZM244 245V244H243ZM120 246H124L123 244H120ZM158 246H163L162 244L160 245V243L158 242ZM173 246V245H172ZM177 246V245H176ZM176 246H174V247H176ZM187 245H185V247H186ZM207 246V245H206ZM64 247V246H63ZM164 247V246H163ZM170 247V246H169ZM241 247V246H240ZM258 247V246H257ZM102 248V247H101ZM188 248V247H187ZM186 248V249H187ZM66 249V248H65ZM95 249V248H94ZM109 249V248H108ZM118 249V248H117ZM165 249H168V247L166 246V248ZM175 249H177V248H175ZM181 249V248H180ZM185 249V248H184ZM183 249V250H184ZM189 249V248H188ZM187 249V251H189ZM202 249V248H201ZM205 249V248H204ZM220 249V248H219ZM238 249V248H237ZM249 249V248H248ZM119 250H120V248H119ZM123 251H124V249H122ZM122 250H120V251H122ZM172 250V249H171ZM197 250V249H196ZM231 251V250H230ZM237 251V250H236ZM235 251V252H236ZM239 251V250H238ZM94 252V251H93ZM207 252V251H206ZM234 252V254H236ZM264 252V251H263ZM117 253V252H116ZM159 253H161L160 255H159ZM183 253V252H182ZM191 253V252H190ZM240 253H241V251H240ZM124 254H127L126 252L124 253ZM188 255H189V253H187ZM187 254H185V253H183V255L185 256V255H187ZM237 254H239L238 252H237ZM216 255V254H215ZM242 255V254H241ZM174 256V255H173ZM234 256V255H233ZM250 256H251V254H250ZM78 257V256H77ZM167 257V256H166ZM185 257H187V256H185ZM242 257V256H241ZM253 257V256H252ZM263 257V256H262ZM130 258V259H129ZM158 258V259H159ZM174 258V257H173ZM111 259V258H110ZM180 259H181V257H180ZM183 260H184V258H182ZM186 259V258H185ZM243 259V258H242ZM248 259V258H247ZM113 260V259H112ZM119 260H122V259H119ZM153 260V261H154ZM176 260V259H175ZM241 260V259H240ZM239 260V261H240ZM259 260V259H258ZM162 261V260H161ZM171 261V260H170ZM182 261V260H181ZM250 263L249 264H255V263H253L254 261H250V260H248ZM119 262V261H118ZM155 262V261H154ZM158 262V261H157ZM168 262V261H167ZM184 262H185V260H184ZM201 262V261H200ZM206 262V261H205ZM208 262V261H207ZM214 262V261H213ZM255 262H256V260H255ZM260 262V261H259ZM121 263V262H120ZM173 263V262H172ZM179 263H181V262H179ZM237 263V262H236ZM242 263H244V262H242ZM152 264H154V263H152ZM155 264H156V262H155ZM162 264H164V263H162ZM171 264V263H170ZM186 264V263H185ZM214 264V263H213Z\"/></svg>", "mask_w": 264, "mask_h": 264}, {"label": "clouds", "instance_id": "clouds-1", "mask_svg": "<svg viewBox=\"0 0 264 264\" xmlns=\"http://www.w3.org/2000/svg\"><path fill=\"white\" fill-rule=\"evenodd\" d=\"M94 35L88 29L79 33L76 41L64 44L63 54H56L52 46H41L35 53L37 62L34 71L40 76V83L45 88V96L62 93L69 96L74 90L92 85L109 74L107 57L110 50L102 45L93 44ZM33 96H39L36 88L32 89ZM144 90L136 93V99L142 100ZM129 151V140L121 138L106 148L105 155L116 160L121 154Z\"/></svg>", "mask_w": 264, "mask_h": 264}]
</instances>
